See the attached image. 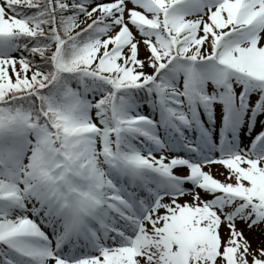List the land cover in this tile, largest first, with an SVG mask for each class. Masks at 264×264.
Listing matches in <instances>:
<instances>
[{"label": "snow or ice", "instance_id": "6c2138e0", "mask_svg": "<svg viewBox=\"0 0 264 264\" xmlns=\"http://www.w3.org/2000/svg\"><path fill=\"white\" fill-rule=\"evenodd\" d=\"M0 264H264V0H0Z\"/></svg>", "mask_w": 264, "mask_h": 264}, {"label": "bare ground", "instance_id": "6f19581e", "mask_svg": "<svg viewBox=\"0 0 264 264\" xmlns=\"http://www.w3.org/2000/svg\"><path fill=\"white\" fill-rule=\"evenodd\" d=\"M258 241H256V240H254L253 241V246L255 247L256 246V243H257Z\"/></svg>", "mask_w": 264, "mask_h": 264}]
</instances>
